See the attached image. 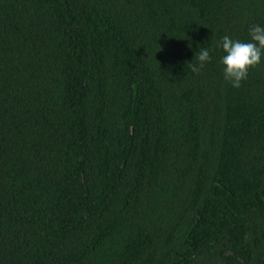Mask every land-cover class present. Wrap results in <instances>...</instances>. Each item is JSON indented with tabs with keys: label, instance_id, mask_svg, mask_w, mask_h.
Returning <instances> with one entry per match:
<instances>
[{
	"label": "trees",
	"instance_id": "trees-1",
	"mask_svg": "<svg viewBox=\"0 0 264 264\" xmlns=\"http://www.w3.org/2000/svg\"><path fill=\"white\" fill-rule=\"evenodd\" d=\"M254 24L264 0H0V264H264V61L234 89L218 48Z\"/></svg>",
	"mask_w": 264,
	"mask_h": 264
},
{
	"label": "clouds",
	"instance_id": "clouds-1",
	"mask_svg": "<svg viewBox=\"0 0 264 264\" xmlns=\"http://www.w3.org/2000/svg\"><path fill=\"white\" fill-rule=\"evenodd\" d=\"M218 48L222 52L219 63L223 79L232 88L238 89L242 81L247 79L250 69L264 61V26H249L246 41L224 35L218 42ZM194 57L197 63H190L193 73H199L212 59L210 50L206 47L196 51Z\"/></svg>",
	"mask_w": 264,
	"mask_h": 264
}]
</instances>
